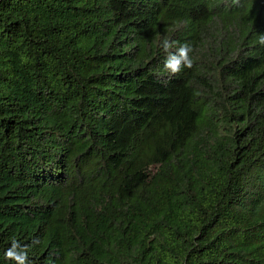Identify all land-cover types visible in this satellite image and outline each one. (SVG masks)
Wrapping results in <instances>:
<instances>
[{
    "label": "trees",
    "instance_id": "trees-1",
    "mask_svg": "<svg viewBox=\"0 0 264 264\" xmlns=\"http://www.w3.org/2000/svg\"><path fill=\"white\" fill-rule=\"evenodd\" d=\"M261 34L264 0H0V264H264Z\"/></svg>",
    "mask_w": 264,
    "mask_h": 264
},
{
    "label": "clouds",
    "instance_id": "clouds-1",
    "mask_svg": "<svg viewBox=\"0 0 264 264\" xmlns=\"http://www.w3.org/2000/svg\"><path fill=\"white\" fill-rule=\"evenodd\" d=\"M238 2V0H237ZM259 43L264 45V34L259 36ZM175 42L169 41L165 38L162 41V48L168 53L165 60L164 67L170 76L177 75L182 69H191L194 65V59L191 53L194 49L190 43H185L177 48L175 52H171L170 49L174 47ZM34 244H39V240H35ZM5 258L13 261L14 264H29L28 246H22L17 240L13 239L11 246L5 252Z\"/></svg>",
    "mask_w": 264,
    "mask_h": 264
}]
</instances>
